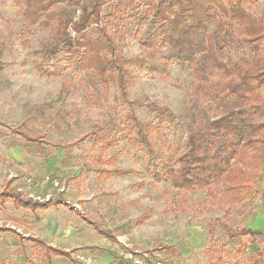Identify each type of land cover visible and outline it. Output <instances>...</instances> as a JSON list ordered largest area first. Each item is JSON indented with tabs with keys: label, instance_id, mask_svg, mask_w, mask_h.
Returning <instances> with one entry per match:
<instances>
[{
	"label": "rangeland",
	"instance_id": "obj_1",
	"mask_svg": "<svg viewBox=\"0 0 264 264\" xmlns=\"http://www.w3.org/2000/svg\"><path fill=\"white\" fill-rule=\"evenodd\" d=\"M117 1L124 2L113 3ZM240 1L264 18V0ZM110 5L104 7L105 13ZM71 7L63 3L52 11ZM16 9L11 0H0V188L11 179V185L29 196L53 200L36 211L16 209L11 202L0 207V264H132L125 257L127 251L147 252L164 264H251V254L264 256V160L248 151L208 186L172 189L168 182L151 180L147 170L152 161L144 147L127 143L128 108L142 122H159L174 150L182 147L187 123L195 124L202 115L217 116L233 99L229 101L220 90L199 98L188 96L192 74L188 66L176 62L169 65L168 74L132 67L127 87L130 104L113 101L118 93L114 86L105 99L93 71L67 69L63 74L70 80L68 91L60 92L61 75L47 77L35 67L55 19L44 24L42 16L37 23L27 24ZM91 27L94 33L95 25ZM210 30L211 24L197 32L196 40L203 42ZM149 31L144 25L134 35L130 25L120 53L141 54L140 41ZM220 43L219 55L225 60L253 55L229 27ZM258 44L264 64V38ZM147 103L168 107L174 121L159 117ZM19 125L47 144L24 141L9 129ZM102 133L118 138L103 159L117 155L114 164L131 167L134 173L108 179L99 176L94 163L99 143L94 140ZM58 197L64 201H57ZM73 208L112 230L116 241L97 234ZM145 212L149 219L135 225V218ZM243 228L260 233L228 237L229 230ZM27 235L70 251L76 263L61 256L47 259L30 241L20 238Z\"/></svg>",
	"mask_w": 264,
	"mask_h": 264
},
{
	"label": "trees",
	"instance_id": "obj_2",
	"mask_svg": "<svg viewBox=\"0 0 264 264\" xmlns=\"http://www.w3.org/2000/svg\"><path fill=\"white\" fill-rule=\"evenodd\" d=\"M17 7L16 14L27 24L40 22L48 24L55 19L50 36L41 50V61L35 67L42 75H61L60 92L67 89L69 78L63 74L67 69L93 71L98 77L102 94L107 99L112 86L118 93L113 101L127 100V87L132 79V67L144 68L148 72L168 74L169 65L176 62L189 67L194 83L188 96L199 98L202 94L212 95L222 91L229 101H234L214 117H200L195 124L185 125L186 136L180 149L172 148L161 124L154 121H140L132 108L126 118L131 120L128 145L143 146L144 154L151 159L148 175L154 183L168 182L170 188L206 187L227 172L240 155L252 151L264 160V64L259 60V41L264 38V18L248 11L243 3L233 0H11ZM72 4L68 10L52 11L60 4ZM111 4L108 12L104 7ZM78 10V13L75 11ZM211 24L205 40H196V34ZM95 25L94 33L90 32ZM130 25L136 35L147 25L150 31L140 41L141 54L126 56L119 49L125 40ZM237 35L239 42L247 43L253 52L251 58L239 60L223 59L219 55L223 45L221 38L227 35V28ZM60 56H63L62 58ZM55 59L51 64L48 61ZM2 62L0 61V69ZM217 75L212 83L210 79ZM68 91V89L66 90ZM138 103V102H137ZM145 106L159 117L174 121L172 111L166 106L147 103ZM11 132L21 139L44 146L47 142L39 135H33L21 125L10 126ZM116 136L105 133L95 136L99 151L94 163L99 176L134 173L131 167L115 165L117 155L103 159V154L117 142ZM53 146L64 144L52 143ZM109 162L111 165L104 167ZM29 196L7 180L0 188V206L11 202L16 209L30 211L44 209L52 202ZM57 201H64L61 197ZM80 218L94 231L110 241H116V234L101 226L99 221L77 211ZM148 212L135 218V225L149 219ZM10 229V228H2ZM260 231L250 228L229 230L228 237L254 235ZM38 248L51 259L61 256L76 263L71 252L51 246L38 236H20ZM78 248H74L76 250ZM251 264H264L261 253H253Z\"/></svg>",
	"mask_w": 264,
	"mask_h": 264
},
{
	"label": "built area",
	"instance_id": "obj_3",
	"mask_svg": "<svg viewBox=\"0 0 264 264\" xmlns=\"http://www.w3.org/2000/svg\"><path fill=\"white\" fill-rule=\"evenodd\" d=\"M76 207L79 208V205H76ZM125 257L132 264H164L159 259L151 258V256H149V254L147 252H132V251H127L126 254H125Z\"/></svg>",
	"mask_w": 264,
	"mask_h": 264
},
{
	"label": "crops",
	"instance_id": "obj_4",
	"mask_svg": "<svg viewBox=\"0 0 264 264\" xmlns=\"http://www.w3.org/2000/svg\"><path fill=\"white\" fill-rule=\"evenodd\" d=\"M1 207V206H0ZM20 209H24V208H20ZM73 209H75V208H73ZM28 210V209H27ZM41 210V209H40ZM75 211L77 212V211H79L78 209H75ZM80 212V211H79ZM248 235V234H247ZM241 236H244V235H241ZM41 238V237H40ZM61 248V247H60ZM66 250V249H65Z\"/></svg>",
	"mask_w": 264,
	"mask_h": 264
}]
</instances>
